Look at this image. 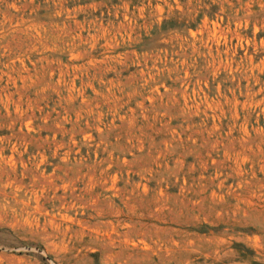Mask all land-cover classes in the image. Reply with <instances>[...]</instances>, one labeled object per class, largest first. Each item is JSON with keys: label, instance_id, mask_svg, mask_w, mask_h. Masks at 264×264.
<instances>
[{"label": "rangeland", "instance_id": "rangeland-1", "mask_svg": "<svg viewBox=\"0 0 264 264\" xmlns=\"http://www.w3.org/2000/svg\"><path fill=\"white\" fill-rule=\"evenodd\" d=\"M0 264H264V0H0Z\"/></svg>", "mask_w": 264, "mask_h": 264}]
</instances>
